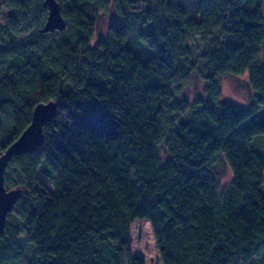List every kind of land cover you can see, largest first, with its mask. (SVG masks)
<instances>
[{"label": "trees", "instance_id": "obj_1", "mask_svg": "<svg viewBox=\"0 0 264 264\" xmlns=\"http://www.w3.org/2000/svg\"><path fill=\"white\" fill-rule=\"evenodd\" d=\"M43 1L0 0V155L56 103L7 162L0 264H145L138 219L161 264H264V0H56L65 28L45 32ZM224 75L248 104L221 99Z\"/></svg>", "mask_w": 264, "mask_h": 264}, {"label": "rangeland", "instance_id": "obj_2", "mask_svg": "<svg viewBox=\"0 0 264 264\" xmlns=\"http://www.w3.org/2000/svg\"><path fill=\"white\" fill-rule=\"evenodd\" d=\"M114 14L100 15L96 21V30L91 39V44L104 35L106 26L113 21ZM259 58L264 62V48L261 49ZM220 97L221 99H230L238 104H248L251 97V92L246 85V77L244 75H224L219 78ZM203 82L193 76L191 81L181 90V93L188 99H192L196 95L203 94ZM217 171L220 173L222 182H227L230 178V173L223 162L218 157L215 163ZM48 185V181L43 180ZM130 249L132 254H138L142 257L145 264H161L158 252L154 245V239L151 232L150 224L147 220H134L130 225ZM21 264V263H20Z\"/></svg>", "mask_w": 264, "mask_h": 264}, {"label": "water", "instance_id": "obj_3", "mask_svg": "<svg viewBox=\"0 0 264 264\" xmlns=\"http://www.w3.org/2000/svg\"><path fill=\"white\" fill-rule=\"evenodd\" d=\"M43 6L47 8V16L41 31L63 30L65 20L61 15V8L57 1L44 0ZM55 114V102L37 104L33 108L29 125L0 155V234L3 232L7 214L11 212L14 203L20 196L19 189L7 190L4 186V172L7 162L14 155L33 152L40 147L44 140L43 127L53 119Z\"/></svg>", "mask_w": 264, "mask_h": 264}]
</instances>
